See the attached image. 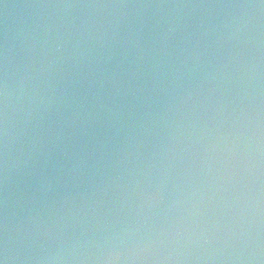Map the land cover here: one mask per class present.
Segmentation results:
<instances>
[{
	"label": "water",
	"instance_id": "obj_1",
	"mask_svg": "<svg viewBox=\"0 0 264 264\" xmlns=\"http://www.w3.org/2000/svg\"><path fill=\"white\" fill-rule=\"evenodd\" d=\"M2 264H264V0H0Z\"/></svg>",
	"mask_w": 264,
	"mask_h": 264
},
{
	"label": "clouds",
	"instance_id": "obj_2",
	"mask_svg": "<svg viewBox=\"0 0 264 264\" xmlns=\"http://www.w3.org/2000/svg\"><path fill=\"white\" fill-rule=\"evenodd\" d=\"M0 264H2V262H0Z\"/></svg>",
	"mask_w": 264,
	"mask_h": 264
}]
</instances>
